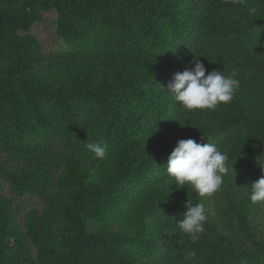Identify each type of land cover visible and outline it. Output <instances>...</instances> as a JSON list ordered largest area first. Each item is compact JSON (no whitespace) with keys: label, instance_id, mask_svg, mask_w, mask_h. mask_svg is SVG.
<instances>
[{"label":"trees","instance_id":"16d2710c","mask_svg":"<svg viewBox=\"0 0 264 264\" xmlns=\"http://www.w3.org/2000/svg\"><path fill=\"white\" fill-rule=\"evenodd\" d=\"M50 11L63 47L45 51L31 28ZM193 59L237 72L231 103L188 111L166 90ZM188 138L228 156L210 197L166 174ZM258 161L264 0H0V264H264ZM187 200L207 215L195 242Z\"/></svg>","mask_w":264,"mask_h":264},{"label":"clouds","instance_id":"9594fccd","mask_svg":"<svg viewBox=\"0 0 264 264\" xmlns=\"http://www.w3.org/2000/svg\"><path fill=\"white\" fill-rule=\"evenodd\" d=\"M253 13L256 12L252 8ZM184 71L174 74V79L167 85L166 90L174 99L188 111L212 110L215 111L220 104L232 102L235 92L240 87L237 72L233 70L230 75L222 71H207L204 64L193 59ZM207 71V75L205 74ZM108 145L89 143L86 148L98 159L107 157ZM228 156L222 153L214 143H197L194 139H180L168 157L165 166L166 174L175 180L177 188L191 186L200 196H212L220 190L223 177L227 174L226 162ZM262 171L264 163L258 161ZM249 194L252 203H264V176L250 183ZM186 211L183 218L178 220L180 230L187 234L193 242L204 233V223L207 220L203 203L192 204L190 200L184 204ZM195 251L190 250L184 256L185 261L195 264Z\"/></svg>","mask_w":264,"mask_h":264},{"label":"rangeland","instance_id":"374dc122","mask_svg":"<svg viewBox=\"0 0 264 264\" xmlns=\"http://www.w3.org/2000/svg\"><path fill=\"white\" fill-rule=\"evenodd\" d=\"M55 13L50 11L44 14L43 20L33 24L31 32L37 37L45 51H54L63 47L62 42L55 35L54 25ZM5 191L8 192V188L5 187ZM20 209H26L32 205L39 206L40 202L38 198H33L29 201V198L18 199Z\"/></svg>","mask_w":264,"mask_h":264}]
</instances>
